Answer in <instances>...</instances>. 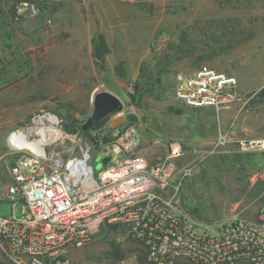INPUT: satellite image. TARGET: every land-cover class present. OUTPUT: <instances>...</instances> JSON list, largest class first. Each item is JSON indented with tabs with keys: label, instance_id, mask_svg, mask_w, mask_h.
<instances>
[{
	"label": "rangeland",
	"instance_id": "1",
	"mask_svg": "<svg viewBox=\"0 0 264 264\" xmlns=\"http://www.w3.org/2000/svg\"><path fill=\"white\" fill-rule=\"evenodd\" d=\"M263 32L264 0H0V195L11 183V132L53 115L69 137L49 150L68 160L79 152L77 143L86 147L95 131L132 113L138 121L123 124L135 129L134 155L156 162L171 143L181 145L176 166H193L181 203L193 217L208 223L256 219L264 209V181L255 178L264 156L243 153L222 136L264 137V46L255 44ZM100 34L109 49L102 61L93 56ZM202 66L238 81L237 73L243 76L230 109H192L175 99L176 73ZM148 78L153 90L144 88ZM100 91L117 95L122 107L88 136L77 127L91 116ZM91 165L96 172L104 167L97 151ZM12 210V203L0 202V216ZM144 255L117 226L74 252L72 264H151L147 257L138 261ZM0 264L13 263L0 252Z\"/></svg>",
	"mask_w": 264,
	"mask_h": 264
},
{
	"label": "built area",
	"instance_id": "2",
	"mask_svg": "<svg viewBox=\"0 0 264 264\" xmlns=\"http://www.w3.org/2000/svg\"><path fill=\"white\" fill-rule=\"evenodd\" d=\"M172 91L186 107L217 113L240 98L238 78L209 66L176 73ZM65 138L47 144L48 154L45 145L44 155L8 144L11 183L0 202L12 203L13 210L0 216V252L11 263L72 264L74 252L103 229L119 226L151 264H264V209L256 219L208 223L182 207L193 166H176L183 153L179 143L151 162L134 155L135 129L123 124L95 131L86 147L77 143L79 152L64 160L49 148ZM222 139L264 156V137ZM95 151L104 165L97 172L91 165ZM255 178L264 181V166Z\"/></svg>",
	"mask_w": 264,
	"mask_h": 264
},
{
	"label": "bare ground",
	"instance_id": "3",
	"mask_svg": "<svg viewBox=\"0 0 264 264\" xmlns=\"http://www.w3.org/2000/svg\"><path fill=\"white\" fill-rule=\"evenodd\" d=\"M49 124H45L44 120ZM38 126L15 131L10 134L8 142L12 149H27L33 153L44 155V146L66 137L56 125L57 118L53 115L40 117L36 122ZM26 128V127H25Z\"/></svg>",
	"mask_w": 264,
	"mask_h": 264
},
{
	"label": "water",
	"instance_id": "4",
	"mask_svg": "<svg viewBox=\"0 0 264 264\" xmlns=\"http://www.w3.org/2000/svg\"><path fill=\"white\" fill-rule=\"evenodd\" d=\"M93 112L83 125V131H88L94 127V125L108 117L111 113L122 107L121 99L112 92L100 91L93 97ZM138 117L132 113L119 117L109 123L110 128H117L124 122H137ZM108 159H105L103 163H106Z\"/></svg>",
	"mask_w": 264,
	"mask_h": 264
},
{
	"label": "trees",
	"instance_id": "5",
	"mask_svg": "<svg viewBox=\"0 0 264 264\" xmlns=\"http://www.w3.org/2000/svg\"><path fill=\"white\" fill-rule=\"evenodd\" d=\"M20 2H22V0H20ZM108 53H109V49H108V47L106 45V42L104 40V37H103V35L100 34L96 38H94V40H93V56H94V58L96 60L102 61L104 59V57ZM153 87H154V83H153L152 79L151 78H148L147 81H146V85L144 86V88H146L147 90L148 89L153 90ZM106 123H107V120L106 119H103V120L97 122L91 130L83 131V125L84 124L78 126L77 129L80 130L85 135L90 136V132L92 130L100 129V128L104 127L106 125ZM77 129L76 128H73V127L66 126V130L68 132H70V133H75L77 131ZM111 228H112V230H117V226H113ZM112 251H113L114 255L118 259H121L122 258V255H121L119 246L116 245L115 243L112 244ZM138 261L140 263L147 262L146 255L140 257Z\"/></svg>",
	"mask_w": 264,
	"mask_h": 264
},
{
	"label": "crops",
	"instance_id": "6",
	"mask_svg": "<svg viewBox=\"0 0 264 264\" xmlns=\"http://www.w3.org/2000/svg\"><path fill=\"white\" fill-rule=\"evenodd\" d=\"M256 45H258V46H264V32L263 33H261V35H260V38H259V41L258 42H256L255 43ZM253 68H255V65H253ZM256 69V68H255ZM237 76L239 77V81H240V79H242V75H241V73H237ZM259 81L261 82H264V74H262V71H260L259 72Z\"/></svg>",
	"mask_w": 264,
	"mask_h": 264
}]
</instances>
